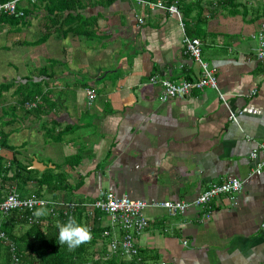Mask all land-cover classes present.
I'll use <instances>...</instances> for the list:
<instances>
[{"label":"crops","instance_id":"crops-1","mask_svg":"<svg viewBox=\"0 0 264 264\" xmlns=\"http://www.w3.org/2000/svg\"><path fill=\"white\" fill-rule=\"evenodd\" d=\"M162 1L176 4L182 22L130 0H87L78 13L87 19L81 33L88 37H64L58 24L46 42L29 45L47 27L42 4L19 31L0 29L14 35L0 43V55L11 56L4 59L9 70H0V83L10 80L14 89L9 104H0V140L6 136L15 149L3 146V154L40 177L59 173L56 179L68 189H42L29 181L19 191L51 200L88 202L111 191L148 204L191 201L212 183L238 179L241 192L234 200H214L207 220V208L171 216L148 207L149 226L136 240L140 256L168 264H264V169L252 175L256 162L250 158L264 142V62L252 38L264 0ZM186 36L202 42L217 89L163 102L152 76L179 81L200 75L183 52ZM27 81L49 90L31 112L21 104ZM90 88L97 93L91 105ZM98 218L103 228L110 225L107 215Z\"/></svg>","mask_w":264,"mask_h":264},{"label":"built area","instance_id":"built-area-1","mask_svg":"<svg viewBox=\"0 0 264 264\" xmlns=\"http://www.w3.org/2000/svg\"><path fill=\"white\" fill-rule=\"evenodd\" d=\"M32 3L38 0H30ZM137 4L142 10H162L168 12L171 16H176L182 22L181 13L176 4L169 5L162 0H130ZM28 0H8L0 2V15L7 14L9 16L23 17L24 9H19L22 3ZM143 23V17L139 19ZM258 43L257 58L264 62V17L259 22L256 34L252 36ZM183 52L191 57L200 67V75L193 76L190 79L173 80L169 78L154 75L150 78L152 85H158L161 88L160 99L163 102L172 99H182L190 96L194 90H204L211 87L217 89V79L210 69L209 65L202 58L201 41L197 38L186 36L183 41ZM89 105L93 104L97 93L94 89L87 90ZM33 104H28L32 106ZM230 119L238 122V116L231 112ZM0 154L3 149L0 146ZM262 155V159L259 156ZM250 158L256 162L251 174H261L264 169V142L260 143L251 153ZM243 182L238 179L224 180L220 183H212L211 186L202 192L199 196L191 201H166L148 204L141 200L131 199L128 196L117 197L113 192H107L103 197L88 202H55L47 198L36 195L24 197L21 193L13 188L0 202V212L3 216H10L16 212L25 220H34V210L41 207V201L44 202L43 208L64 205L65 215L76 218L75 212L80 208H86L87 216L94 218V212L99 211L107 215L110 219V225L105 227L102 233V239L107 241L108 251L112 255H119L127 260H137L139 264H168L165 261L149 262L144 261L140 256V248L136 242L149 226V220L145 216V210L148 207H161L165 209L171 216L184 214L191 207L206 209L204 218L207 220L211 216V203L222 197H230L234 200L235 196L241 192ZM88 208V209H87ZM32 214V215H31ZM89 229L91 228L88 226ZM8 237L4 231H0V245L8 242ZM10 250L13 257V264H20V258L16 253L13 242L10 243Z\"/></svg>","mask_w":264,"mask_h":264},{"label":"trees","instance_id":"trees-1","mask_svg":"<svg viewBox=\"0 0 264 264\" xmlns=\"http://www.w3.org/2000/svg\"><path fill=\"white\" fill-rule=\"evenodd\" d=\"M5 1L8 0H0V2ZM85 1L87 0H38L32 3L28 0L26 5L19 6V9H24L25 11L23 17L9 16L7 14L0 15V29L10 25L16 32L19 31L20 27L18 28V26L26 25L29 21L28 16L34 12V8L37 9L38 5L42 4L48 13L45 19L47 27L43 29L41 38L34 42H28L29 45L46 42L55 33L56 28L54 26L58 24H61V27L57 31L64 37L65 34L70 33L88 37V34L81 33V28L83 24H86L87 19L78 13L84 6ZM175 1L170 0L172 3ZM222 1L228 2L229 0ZM65 13H67L66 16ZM64 16L65 20L70 23V27L68 26L67 29H64L66 22H61ZM85 27L87 26L85 25ZM27 86V93H25L26 96L21 104L26 111L31 112L38 107L36 100L38 96L48 99L49 90L47 93L41 85H34V83L27 84ZM11 87V83L0 84V95L11 89ZM24 90L25 88L22 89V92ZM28 104L33 105L29 107ZM2 137L0 140L2 149L4 146L14 151V147L8 145L7 137ZM58 175L59 173L55 175L54 172H49L40 177L37 170L29 169L28 166L20 163L16 156L9 159L4 154H0V202L13 188L18 191H24L29 181L37 182L38 187L42 189L45 187L54 191H59L63 188L68 189V184L56 179ZM57 183L59 184L56 185ZM40 193L37 195L43 197ZM58 199L65 200L59 198V196L53 198L55 202H58ZM65 201L70 202L67 198ZM65 207L64 205L46 207L44 208V214L40 217H35L31 214L35 218L32 221L21 218L16 212L10 216H3L0 212V231H4L9 240L0 245V264H13L10 250L11 242L16 248L20 264H139L137 260H127L122 256L112 255L108 251L107 241L102 239V233L105 228L98 221V217L102 214L99 211L94 212L95 216L91 219L86 214V208L79 209L84 211L77 210L75 212L77 215L76 219L87 227H91V239L74 250H68L66 246H61L55 238L57 235L56 224L67 218Z\"/></svg>","mask_w":264,"mask_h":264},{"label":"clouds","instance_id":"clouds-1","mask_svg":"<svg viewBox=\"0 0 264 264\" xmlns=\"http://www.w3.org/2000/svg\"><path fill=\"white\" fill-rule=\"evenodd\" d=\"M40 203L41 207L33 212L35 217L44 214V202L41 201ZM56 228L57 235L55 238L57 242L61 246H66L68 250H74L91 239L90 229L73 216H68L64 221L58 222Z\"/></svg>","mask_w":264,"mask_h":264},{"label":"rangeland","instance_id":"rangeland-1","mask_svg":"<svg viewBox=\"0 0 264 264\" xmlns=\"http://www.w3.org/2000/svg\"><path fill=\"white\" fill-rule=\"evenodd\" d=\"M7 26H10V25H7ZM6 26V27H7ZM32 27H33V25H32ZM1 31V30H0ZM19 33V32H18ZM31 34V33H30ZM14 35H12V37H13ZM21 34H19V35H16L15 34V37H18L19 39H21ZM7 37L8 38H12L11 37V35L10 34H8V35H4L2 32H0V43L1 44H3V45H5V44H7V41H6V39H7ZM37 37V36H36ZM35 38V37H34ZM34 38L32 39V40H34ZM54 40H57V39H52L48 44H49V48H50V46L54 43ZM8 42H12V40H10V41H8ZM22 49H24V50H28V48H22ZM57 50V49H56ZM11 56L7 53V52H2L1 53V55H0V63H2L3 64V66L0 64V70L1 71H3L4 69H5V71H8L9 69L6 67V65H4V59H7V58H10ZM5 75V74H4ZM8 75V74H7ZM6 76V75H5ZM9 77V76H8ZM7 77V78H8ZM2 78L3 77H0V82H1V80H2ZM4 79H6V78H4ZM9 82H11L10 80L9 81H5V82H3V83H0V84H5V83H9ZM29 85V84H33V82H28L27 81V83H26V85ZM14 91V89H10L9 91H7V92H4L2 95H3V97L2 98H0V104H5V105H8L9 104V102H10V96H11V94H12V92ZM12 100V99H11Z\"/></svg>","mask_w":264,"mask_h":264}]
</instances>
